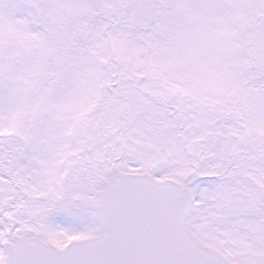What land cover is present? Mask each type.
<instances>
[{"label":"snow or ice","instance_id":"1","mask_svg":"<svg viewBox=\"0 0 264 264\" xmlns=\"http://www.w3.org/2000/svg\"><path fill=\"white\" fill-rule=\"evenodd\" d=\"M0 264H264V0H0Z\"/></svg>","mask_w":264,"mask_h":264}]
</instances>
